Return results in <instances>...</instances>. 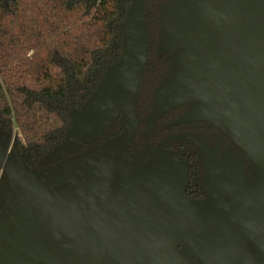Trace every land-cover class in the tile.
<instances>
[{
	"label": "water",
	"instance_id": "95a60500",
	"mask_svg": "<svg viewBox=\"0 0 264 264\" xmlns=\"http://www.w3.org/2000/svg\"><path fill=\"white\" fill-rule=\"evenodd\" d=\"M143 3L130 0L121 53L73 111L56 150H73L81 136L98 139L118 114L122 130L40 170H27L17 154L5 163L7 182L19 184L26 202L45 207V216L34 224L33 260L264 264L245 245L247 236L264 248V0H173L163 11L162 30L168 39L162 51L183 48L174 55L196 70L181 74L188 81L181 88L203 91L213 100L203 109L220 115L232 139L255 162L249 187L236 188L229 201L218 191L207 199H188L173 173L140 175L129 194L91 201L87 217L76 210L75 200L58 199L46 190L71 179L83 186H105L111 172L108 160L118 153L132 158L126 148L139 122L134 101L148 53ZM216 75L225 80L218 83ZM61 206L71 208L65 225L58 222Z\"/></svg>",
	"mask_w": 264,
	"mask_h": 264
},
{
	"label": "trees",
	"instance_id": "16d2710c",
	"mask_svg": "<svg viewBox=\"0 0 264 264\" xmlns=\"http://www.w3.org/2000/svg\"><path fill=\"white\" fill-rule=\"evenodd\" d=\"M170 1L143 3L149 38L135 97L138 116L142 115L145 99L146 110L151 108L144 79L153 77L158 81L172 69L169 52H160L161 14ZM129 3L130 0H0V125L5 127L6 111L11 108L33 164L45 158L47 164L54 162L48 158L60 153L56 148L64 140L73 111L95 90L107 66L119 57L122 22ZM121 130L116 117L99 139L81 136L74 151ZM141 142L139 128L129 149Z\"/></svg>",
	"mask_w": 264,
	"mask_h": 264
},
{
	"label": "flooded vegetation",
	"instance_id": "af4514ba",
	"mask_svg": "<svg viewBox=\"0 0 264 264\" xmlns=\"http://www.w3.org/2000/svg\"><path fill=\"white\" fill-rule=\"evenodd\" d=\"M161 18L160 52H169L172 69L158 81L153 77L144 79L143 84L147 83L146 98L151 108L146 110L145 99L142 115L138 116L135 111L139 118L135 135L140 128L142 142L140 146L129 149L134 135L128 144L126 150L132 158H124L118 153L108 160L111 172L105 186H83L79 179H71L46 188L58 199L75 200L76 210L86 217L91 201L129 194L134 180L140 175L173 173L181 183L179 187L183 186L186 198L207 199L212 196V191H218L226 201L231 199L236 188L249 187L255 178V162L232 139L224 120L220 115L207 111L209 116L203 109L204 106L213 105V100L203 91L193 92L181 88L188 82L181 74L196 69L182 65L181 59L174 55V52L183 49L181 46L162 51L168 37L164 36L162 30L163 12ZM178 77L175 85H167ZM214 80L220 83L225 77L216 75ZM200 108V116L194 118ZM116 117L120 123L119 114ZM12 130L13 126L11 129L7 121L5 127L0 125V264H52L40 258L34 261L31 252L34 224L45 216V207L26 202L19 191V184L7 182L5 163L13 161L14 154H17L27 170H40L76 153L75 147L50 156L48 159L53 160L52 163L47 164L45 158L40 164H33L28 152L29 159L25 157L24 147ZM67 152L70 154L65 156ZM70 209L69 206H61L56 210L60 225L67 223ZM84 216L80 217L81 232ZM180 245L182 243L176 247ZM245 245L258 260H264V248L257 239L246 236ZM53 264H70V260L57 259Z\"/></svg>",
	"mask_w": 264,
	"mask_h": 264
},
{
	"label": "rangeland",
	"instance_id": "374dc122",
	"mask_svg": "<svg viewBox=\"0 0 264 264\" xmlns=\"http://www.w3.org/2000/svg\"><path fill=\"white\" fill-rule=\"evenodd\" d=\"M6 121H7V124L10 126L11 124H13V130H12V133L14 132V134H16V137L18 139V142L21 144L22 148L24 147V144H23V137L21 136L20 132H19V129L18 127L16 126V124L14 123L13 121V118H12V111H11V108H7V111H6ZM12 129V127H11ZM24 149V148H23ZM24 155L25 157H28L27 155V152L25 151L24 149Z\"/></svg>",
	"mask_w": 264,
	"mask_h": 264
},
{
	"label": "built area",
	"instance_id": "2783aa9c",
	"mask_svg": "<svg viewBox=\"0 0 264 264\" xmlns=\"http://www.w3.org/2000/svg\"><path fill=\"white\" fill-rule=\"evenodd\" d=\"M29 159V157H27V160Z\"/></svg>",
	"mask_w": 264,
	"mask_h": 264
}]
</instances>
